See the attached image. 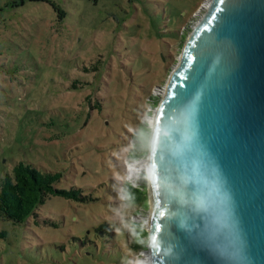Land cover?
Masks as SVG:
<instances>
[{"label":"rangeland","instance_id":"obj_1","mask_svg":"<svg viewBox=\"0 0 264 264\" xmlns=\"http://www.w3.org/2000/svg\"><path fill=\"white\" fill-rule=\"evenodd\" d=\"M49 1L66 10L63 22ZM206 1L0 0V176L32 162L61 171L57 186L96 198L83 212L75 201L49 198L40 211L59 223L48 226L56 238L44 226L0 219V264H130L121 246L128 228L131 243L133 222L147 229L150 205L148 186L138 203L118 191L125 157L143 149L129 139L154 116L149 93L164 94ZM97 59L96 71L77 68ZM74 72L90 80L86 87L67 89ZM100 218H116V237L85 258L72 236ZM140 253L131 249L133 264Z\"/></svg>","mask_w":264,"mask_h":264},{"label":"water","instance_id":"obj_2","mask_svg":"<svg viewBox=\"0 0 264 264\" xmlns=\"http://www.w3.org/2000/svg\"><path fill=\"white\" fill-rule=\"evenodd\" d=\"M154 112L151 264H264V0H211Z\"/></svg>","mask_w":264,"mask_h":264},{"label":"trees","instance_id":"obj_3","mask_svg":"<svg viewBox=\"0 0 264 264\" xmlns=\"http://www.w3.org/2000/svg\"><path fill=\"white\" fill-rule=\"evenodd\" d=\"M51 6L56 12V20L59 23L63 22L67 17V12L60 5L49 1ZM178 31V30H177ZM100 67V59L93 61L87 65H78L77 68L86 73L96 71ZM74 75L69 76L67 89L72 88H83L88 85L90 80L83 79L82 76L74 72ZM149 98H151L154 104L159 103L160 97L149 93ZM90 98V94L87 95ZM136 138H135V137ZM130 140H134L135 143L132 145H137L141 142L143 149L141 152L129 153L131 155H145L143 150L148 152L149 140L151 136V128L147 123L143 122L141 130H136L135 135ZM61 171H54L51 169H40L34 163L27 161H18L14 164L10 171H6L4 175L0 176V219H10L15 223L25 224L27 226L41 225L47 230L46 235H50L51 238H56V232L49 231L53 230L48 228L52 226L57 228L59 223L51 217L42 215L40 208L46 201L52 196H60L70 201H75L80 210L85 211V206L96 198L89 193H85L83 188L77 185H71L69 187H59L56 182L62 177ZM118 191L121 194H126L125 199L130 201V203H138L141 201L142 196L145 194L146 186L143 189L133 187L124 180H119ZM146 204L145 201H142ZM82 204V206H81ZM116 219V218H114ZM109 218H100V220L95 224L89 225V233L84 228L80 235H73L71 241H73L78 248L85 255V258H94L97 255L96 248L98 244H102L104 247L108 248L111 245V241L116 237V227L111 224ZM132 239L129 243V231L127 230L126 239L121 247L127 250L130 256L131 262L133 264V257L130 254L131 249L139 250L146 249L148 242V230L141 227L138 222H133L132 224ZM92 228V231H91ZM56 230V229H54ZM50 232V233H49ZM6 231L0 230V236H5ZM78 242V243H76ZM130 244V247L128 245ZM120 247V245H118ZM85 250H89L87 253Z\"/></svg>","mask_w":264,"mask_h":264},{"label":"built area","instance_id":"obj_4","mask_svg":"<svg viewBox=\"0 0 264 264\" xmlns=\"http://www.w3.org/2000/svg\"><path fill=\"white\" fill-rule=\"evenodd\" d=\"M155 96H161L162 94H154ZM150 115L147 114V116ZM153 117V116H152ZM147 119V117H145ZM142 122L147 123V125L151 128L152 127V121L150 122L147 120H142ZM131 144H134L135 141L132 139L130 140ZM131 155V154H130ZM132 157V158H131ZM131 157H125L123 164L125 166V181L132 185L133 187L143 189L144 186H148L149 181V158L148 155H136V158H134L132 155ZM148 218V217H147ZM147 220V219H146ZM147 225V221L145 223ZM142 253V259L140 260V264H145L143 262V256L147 249H140ZM143 250V252H142ZM140 253V255H141ZM139 262V261H138Z\"/></svg>","mask_w":264,"mask_h":264},{"label":"bare ground","instance_id":"obj_5","mask_svg":"<svg viewBox=\"0 0 264 264\" xmlns=\"http://www.w3.org/2000/svg\"><path fill=\"white\" fill-rule=\"evenodd\" d=\"M210 3H211V0H208V1H206L204 4H203V8L205 7V8H208L209 6H210ZM166 89V88H165ZM151 121H152V123L154 122V120H153V117H151ZM143 262L145 263V264H151V260H150V254H149V251L147 252H145V254H144V256H143Z\"/></svg>","mask_w":264,"mask_h":264}]
</instances>
